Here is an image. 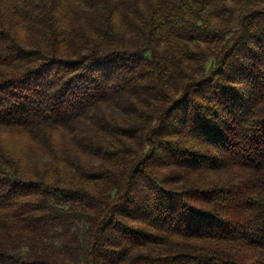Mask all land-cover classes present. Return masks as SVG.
<instances>
[{
	"label": "trees",
	"instance_id": "16d2710c",
	"mask_svg": "<svg viewBox=\"0 0 264 264\" xmlns=\"http://www.w3.org/2000/svg\"><path fill=\"white\" fill-rule=\"evenodd\" d=\"M0 264H264V0H0Z\"/></svg>",
	"mask_w": 264,
	"mask_h": 264
}]
</instances>
